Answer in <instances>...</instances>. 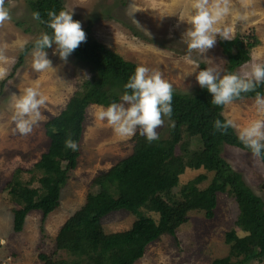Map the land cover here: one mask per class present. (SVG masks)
<instances>
[{
    "label": "rangeland",
    "instance_id": "1",
    "mask_svg": "<svg viewBox=\"0 0 264 264\" xmlns=\"http://www.w3.org/2000/svg\"><path fill=\"white\" fill-rule=\"evenodd\" d=\"M29 1L9 0L6 6L12 18L0 27V49L8 57L6 64H0V67L6 69V75L0 77V262L6 261L7 264H45L40 258L42 254L56 256L54 258L58 259L67 258L63 252L55 253L58 233L68 219L86 204L88 196L99 190V186L94 184L95 179L132 155L136 143L135 135L122 138L114 133L106 121L95 119V111L106 106L90 105L84 123L78 165L69 173L60 206L46 218L42 211L30 212L24 229L15 232L14 211L21 207L10 194L15 171L19 168L36 169V164L48 151L51 142L45 123L60 115L72 97L80 91L83 82L92 79L94 75L90 66L73 53L66 63L58 55H53L55 44L47 50L53 69L37 73L32 67V48L14 73V66L21 53L44 33L40 22L33 19L34 12ZM133 2L138 8L134 19L139 24L134 23L130 14L132 9L129 6ZM190 3L191 0H66L65 5L68 11H73V19L79 20L84 29L89 27L90 34L108 48L128 61L161 71L174 89L192 91L200 87L196 74L202 70V65L204 68L218 67L222 75L231 72L229 58L219 44L222 39L219 36L215 46L206 54L196 51L189 53L186 42L182 40V33L190 25L181 22L180 17H189ZM229 7V14L218 25L221 29L229 30L228 40L237 35L251 34L252 30L259 40V44L251 51V60L232 72L238 73L254 61L264 63V0H230ZM18 22L22 25L18 26ZM33 86L38 87L47 97L46 105L41 109L44 119L34 126L29 135L23 136L16 131L12 120V96L13 93L19 95L25 88ZM89 91L82 92L89 94ZM104 93L102 90L101 94ZM119 95L121 102L123 93ZM255 99L234 101L225 106L223 115L240 127L248 126L250 122L261 118L257 113ZM172 125V121L165 117L164 124L156 130L158 139L169 137ZM186 136L182 145L189 144ZM188 146L195 149L199 147V142L192 139V145ZM178 152H181L180 148ZM221 154L264 200V162L261 157L228 144L223 145ZM36 173L42 175L40 170ZM201 174H206L207 179L200 183V187H207L212 173L204 168H187L180 176V187L176 191L183 185L195 182ZM20 177L30 181L32 174L25 172ZM31 187L39 188L41 184L35 181ZM142 211L159 221L158 213L146 208ZM239 212L234 197L228 193H219L214 217H208L205 210L189 212L187 221L178 228L176 236H161L147 247L145 255L135 264H213L218 258H235L231 244L227 242V233L235 229L240 237L248 235L236 224ZM138 218L137 214L119 210L104 217L101 224L105 232L117 233L131 229ZM247 264L264 263L256 259Z\"/></svg>",
    "mask_w": 264,
    "mask_h": 264
},
{
    "label": "trees",
    "instance_id": "2",
    "mask_svg": "<svg viewBox=\"0 0 264 264\" xmlns=\"http://www.w3.org/2000/svg\"><path fill=\"white\" fill-rule=\"evenodd\" d=\"M65 4L66 0L29 1L33 12L40 13L38 21L44 33L50 35L53 30L48 27L47 13L67 10ZM17 25L21 26L22 23L18 22ZM27 31L33 32L32 29ZM84 31L86 41L73 54L85 61L94 75L83 82L82 89L72 97L60 115L45 123L51 142L48 151L35 166L42 175L39 176L36 169L19 168L15 171L10 194L21 206L14 211L16 232L24 229L30 212L42 211L46 218L60 206L69 173L78 165L89 106L108 107L113 102L119 103V94H124L126 83L138 66L95 39L89 27ZM253 31L248 35L219 41L228 55L231 73L251 60V51L259 44ZM34 44L21 53L14 73ZM202 69H205L204 65ZM4 86L5 83L2 84ZM81 90H90V93L85 94ZM102 90L105 91L103 95ZM256 92L264 95V85L254 92L242 93V98L236 101L256 98ZM211 100L212 95L206 88L199 87L192 91L174 89L170 119L173 125L169 137L149 142L139 132L135 134L133 154L95 179L94 184L99 186V190L88 196L86 204L68 219L58 233L55 253L63 252L67 258L58 259L42 254L40 258L45 264H135L145 255L147 247L161 236H176L178 228L187 221L189 212L205 210L208 217H214L219 193H228L236 199L240 210L236 224L248 235L240 237L235 229L228 232L227 242L231 244L235 258H218L213 264H247L256 259L264 263V200L221 154L224 144L248 152L251 150L240 142L234 128H229L226 133L214 130V121L219 119L223 122L226 118L223 115L225 106L213 105ZM185 136L188 137V145H192V139H197L199 147L193 149L187 144L182 145ZM69 137L77 142V151L65 147V140ZM261 159L264 162V153ZM187 168H204L212 173L207 187H200V183L207 179L206 174H201L195 182L183 185L176 191L180 187V176ZM25 172L32 174L30 181L21 179L20 175ZM35 181L41 187H31ZM144 208L158 213L159 221L145 215L142 211ZM119 210L132 212L139 218L127 231L105 232L102 219Z\"/></svg>",
    "mask_w": 264,
    "mask_h": 264
},
{
    "label": "clouds",
    "instance_id": "3",
    "mask_svg": "<svg viewBox=\"0 0 264 264\" xmlns=\"http://www.w3.org/2000/svg\"><path fill=\"white\" fill-rule=\"evenodd\" d=\"M9 0H0V27L11 20ZM230 0H191L190 14L187 19L180 17L190 27L182 33V40L187 44L189 53L196 51L206 54L217 42V37L229 39L227 28L218 27L230 11ZM131 16L138 11L136 4H130ZM48 27L52 34L43 33L35 41L32 56V67L37 73L53 69L52 61L48 58L46 49L52 48L53 55H58L65 63L68 57L86 41V32L79 20L73 19V11H49ZM33 19L40 20V13L34 12ZM244 19V17H240ZM44 22V21H41ZM8 57L0 49V64H6ZM6 75V69L0 67V77ZM196 80L201 88H206L212 95L211 103L216 106H228L242 93L254 92L264 85V63L253 62L245 65L238 73L221 74L218 67H207L198 71ZM126 91L121 102H113L107 108L100 107L95 113L99 122H107L115 134L122 138H130L139 130L141 136L151 142L158 138L157 128L164 124V118L171 119L173 114V85L163 77L161 71L138 65L134 74L125 85ZM47 97L38 87H27L19 95L13 93L11 107L12 120L15 129L23 136L29 135L34 126L44 119L41 109L46 105ZM255 105L261 118L250 122L248 126L240 127L232 119L225 118L222 122L214 121V130L226 133L229 128L238 132L240 142L249 148L256 157L264 153V95L256 92ZM65 147L77 151L79 146L70 137L65 140Z\"/></svg>",
    "mask_w": 264,
    "mask_h": 264
},
{
    "label": "built area",
    "instance_id": "4",
    "mask_svg": "<svg viewBox=\"0 0 264 264\" xmlns=\"http://www.w3.org/2000/svg\"><path fill=\"white\" fill-rule=\"evenodd\" d=\"M0 264H7V262H6V261H5V262H2V261H1Z\"/></svg>",
    "mask_w": 264,
    "mask_h": 264
},
{
    "label": "crops",
    "instance_id": "5",
    "mask_svg": "<svg viewBox=\"0 0 264 264\" xmlns=\"http://www.w3.org/2000/svg\"><path fill=\"white\" fill-rule=\"evenodd\" d=\"M14 223V222H13ZM13 228H14V225H13ZM16 232V231H15Z\"/></svg>",
    "mask_w": 264,
    "mask_h": 264
}]
</instances>
